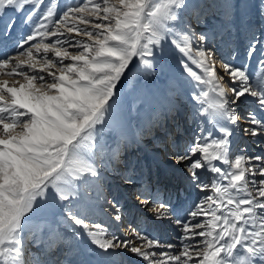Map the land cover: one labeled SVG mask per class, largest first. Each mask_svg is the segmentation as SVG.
I'll use <instances>...</instances> for the list:
<instances>
[{"label": "snow or ice", "instance_id": "6c2138e0", "mask_svg": "<svg viewBox=\"0 0 264 264\" xmlns=\"http://www.w3.org/2000/svg\"><path fill=\"white\" fill-rule=\"evenodd\" d=\"M233 7L0 0V264H61L59 255L63 264H125L126 253L141 264H264V31L225 56L188 22L212 13L224 26ZM259 8L264 17V0ZM168 58L190 78L202 122L169 151L197 199L174 206L151 188L137 196L153 223L175 226L162 242L139 227L118 235L94 216L122 220L100 184L103 165L118 158L103 132L119 118L121 85L133 68L150 76Z\"/></svg>", "mask_w": 264, "mask_h": 264}, {"label": "bare ground", "instance_id": "6f19581e", "mask_svg": "<svg viewBox=\"0 0 264 264\" xmlns=\"http://www.w3.org/2000/svg\"><path fill=\"white\" fill-rule=\"evenodd\" d=\"M251 1L253 0H245V5L242 8L244 9L246 7V4L248 2L250 3ZM255 3L254 9L256 11L257 5ZM242 8L239 7L238 9L236 23L238 26H240L239 30L248 31V33H250V23L256 22V14L251 15L252 17L250 19V23L247 25L246 23H244V13ZM262 24L264 25V19ZM200 25H202V23L199 24V26H195L200 27ZM211 26H208L205 31L197 32H202L208 37L206 42L207 46L211 48L212 46H215L214 49L217 51L218 55H225L228 48L225 46L223 47V45L228 42V39L230 38L224 37L225 39H220L218 44H216L218 35L215 30L220 26L218 27V22L215 21ZM213 26H215V28H213ZM262 30L264 31V27L261 28V30L259 29L258 31L261 32ZM258 31L256 33H258ZM235 38L236 39L233 43L235 46L239 45V48L242 47L241 44L244 45V43H246L241 39V37H238L237 34ZM223 41L225 42L222 45ZM171 60L172 65L178 68L179 66L177 65L176 60ZM193 68L194 70L198 71V69H195L194 66ZM130 73L128 74L130 79H126L124 84L125 86L123 85L122 87L128 92L131 91V94L136 93L139 97L137 99L133 97L120 98L118 107L119 118L115 123H109V125L106 126L110 130V133L113 134V139H111L110 142L105 143L108 149H118L119 144L123 143L124 149H126L129 153L128 156L126 155L124 159H128L129 164L132 163V165L134 166L133 171H135V173L137 174L130 175V168L126 166L123 167L122 163H116L117 168L119 167L120 169L112 167L109 168L111 163L106 162L104 164L105 167L104 169H102L100 184L102 187V182L108 181L107 187L109 188V191L102 189L103 195L107 197V199L111 197L110 200H115L117 202L121 196L122 198H124V200H126L125 202L123 201L124 204L120 206L123 219L121 220V222H116L112 218L110 213L99 210L94 216V220L100 219L101 222L106 221L108 223V226H110V224L112 223L113 225L115 224V228L113 230H109L115 232L118 235H123L124 230L130 227V222L125 223V221H133V219L135 220L137 217L141 218L142 221L143 219L145 220L146 218H148L145 223L143 222V226L141 224V229L143 227L144 230L148 233L149 231L155 233V231L158 229H163L166 232V229L169 228V225H172L170 227H173L172 229L174 233L175 227L169 221L165 220V223H163L164 221L154 223L152 222L151 213L147 210V208L143 207L140 201L137 199L140 191L135 193L132 187L134 184L142 183L141 185H143V189L151 188L153 192L158 191L161 197L166 201L168 200L169 196H171V203L174 206L178 205L179 201H183L187 204L190 200H194L199 194L198 191L194 188H191L190 191L184 192L187 188H189V182H182L184 181V179L182 178V175L184 176L183 167L173 164L169 155V151L175 146L173 144V141L181 145V143H183L184 141L192 139V135L197 134V124L201 123L202 119L196 115L194 102L190 98L192 92V89L189 85L190 78L187 77V80H185L184 78L181 83L178 82L176 84L172 81L168 83L166 80H157L158 76L156 75V73L150 76H145L142 73L137 72L135 73V76L133 74V77L135 79L131 78ZM166 74L169 75L168 72H166ZM178 74H180L179 71ZM133 81H135L136 83L138 82V84H142V86H139V90L134 89L131 85L130 88L129 83ZM143 81H145L146 83ZM122 87L121 89H123ZM165 113L167 115L165 116V122H163L162 118H164ZM168 115L169 120L167 119ZM175 117H182L184 121L185 118L188 119L186 120L185 124H183L184 122L181 123L180 121H176ZM189 119H191L190 122L188 121ZM161 122L162 125H166V130L163 132L159 129V127H161ZM154 128L156 134L150 137L151 134L148 135V133H152ZM140 129L145 131L144 133H147V137L139 134ZM164 132L168 133L170 136L172 135V144L171 147L168 148V150H164V148H158V135H162L166 138V140L168 139V135L164 136ZM248 142L249 141L247 140H241L239 137L235 139V144H238L241 147L245 146ZM150 145L153 146L150 147ZM114 160L116 159H113L111 162L115 163ZM121 169H123L122 172ZM120 172L124 175L126 172V177H131L132 185H126L125 183H123V185L121 186L118 181H114L113 177H115L116 174H118V178H120ZM114 193L115 195L112 197V194ZM177 193H179V195L181 196L176 200L174 199L175 201L172 200L173 195L177 196ZM186 193H188L187 196ZM132 194L134 196L133 198H135L133 204L131 203L133 200V198H131ZM128 207L130 208L128 209ZM149 223H152V227L150 229L147 228V225ZM119 224H122V226L124 225L125 229L122 230L121 228L123 227H119ZM166 224L168 226H166ZM160 226L162 227L160 228ZM137 227H140V224ZM164 231L162 233H164ZM169 233L167 234L169 235ZM66 235L68 237H71V232L68 231ZM157 236L161 237L160 233L157 234ZM126 255L128 260L124 257L126 259L125 264H141L140 260H136V257H134L132 254H125V256ZM68 258L72 259L73 257L69 256ZM63 260L61 264H63Z\"/></svg>", "mask_w": 264, "mask_h": 264}, {"label": "rangeland", "instance_id": "374dc122", "mask_svg": "<svg viewBox=\"0 0 264 264\" xmlns=\"http://www.w3.org/2000/svg\"><path fill=\"white\" fill-rule=\"evenodd\" d=\"M62 2L63 3H67V2H70V0H62ZM256 2V3H255ZM231 3L233 4V9H232V13H231V20L229 21V22H227L226 23V25L225 26H220L219 24H218V29H216L215 31H216V33H217V43L216 44H218V42H219V40L220 39H225L224 37H227V38H230V39H228V42H226L225 44H224V42L225 41H223V43H222V45H223V47L225 46V47H227L228 48V50H227V53H228V51H229V49L230 48H236V47H238L237 45L235 46L234 45V41H235V37H236V34L238 35V37H241V39L242 40H244L246 43H244V45H242L241 44V46L243 47V46H245L246 44H247V38H248V36H249V34L251 33V32H257L259 29L261 30V28H263L264 27V25L262 24V22H263V19H264V17H262L261 15H260V8H259V5H260V0H253V1H251L250 3L248 2L247 4H246V7L243 9L242 7H244V5H245V0H231ZM254 3L257 5V9H256V11H255V9H254ZM240 8H242L243 9V13H244V23H246L247 25L250 23V19H251V15H254V14H256V22L255 23H250V27H251V30H250V33H248V31H241V30H239V28H240V26H238L237 25V23H236V21H237V16H238V9H239V7ZM235 16H236V18H235ZM215 21V22H218V17L216 16V15H214V14H212V13H210L209 15H208V17H207V23H202V25H200V27H196L195 25H198L199 26V24H197L196 23V21L194 20V18L193 19H191L190 21H188L189 23H191V25H192V27H193V29L197 32V31H205L206 29H207V27L208 26H211L212 24H213V22ZM230 25V26H229ZM24 26L21 24L20 25V28L22 29ZM212 27V26H211ZM229 27V28H228ZM263 31V30H262ZM234 33H235V35H234ZM257 34V36H259V34H260V31H258V33H256ZM214 47L215 46H212V48L214 49ZM242 47L240 48V50H242ZM227 53L225 54V56H227ZM218 54V53H217ZM257 55H258V53H257ZM229 59H230V57H228ZM171 58H168L167 60H165V61H160L159 63L160 64H162L163 65V70H160L159 68H158V71H157V73H156V75L158 76V78H157V80H159V81H163V80H166L168 83L170 82V81H172V82H174V83H181L182 82V80L185 78V80H187V75L186 74H183L182 73V69H180L179 67L177 68V67H174L173 65H172V63H171ZM239 61H237V63H238ZM253 66H255V64H254V61H252V62H250ZM174 68V69H171V68ZM135 70V71H134ZM178 71L180 72V74H178ZM138 71L135 69V68H133V71L130 73V76H131V78L132 79H135L134 77H133V74H134V76H135V73H137ZM166 72H168V74L169 75H167L166 74ZM143 82H145V81H143ZM146 83V82H145ZM125 84V81H124V83L121 85V87L123 86ZM132 86L134 89H136V90H139L140 89V87L139 86H142V84H138V82L136 83L135 81H133V82H130L129 83V86ZM166 85V84H165ZM125 86V85H124ZM131 86H130V88H131ZM123 88V87H122ZM124 90V91H123ZM122 97H130V98H135V99H137L139 96L136 94V93H132L131 94V91L130 92H128L127 90H125L124 88L123 89H120V98H122ZM167 114L165 113V115H164V118H162V120H163V122H165V116H166ZM181 116H182V114H181ZM167 119L169 120V115L167 116ZM188 118H185V121L183 120V118L182 117H175V120L176 121H180L181 123H183V124H185V122H186V120H187ZM189 122L191 121V119H189L188 120ZM179 123V122H178ZM181 123H180V125H181ZM159 126V125H158ZM161 127H159V129H160V131H165L166 129H165V124H163L162 125V122H161V125H160ZM144 127V126H143ZM142 127V128H143ZM141 128V129H142ZM140 129V131H139V134L140 135H142V136H146L147 137V133H144L145 131H143V130H141ZM155 131V128L153 129V131H152V133L151 132H149L148 133V135L149 134H151L150 135V137L152 136V135H155L156 134V131ZM164 136H167L168 135V139L166 140V138L165 137H163L162 135H158V148H164V150H168V148H170L171 147V144H172V135L170 136L168 133H165L164 132ZM195 136V134H193L192 135V138ZM103 138H104V141L105 142H110L111 141V139H113V134L112 133H110V130L107 128V127H105V129H104V132H103ZM191 140V139H190ZM189 141V140H188ZM188 141H184L183 143H181V147L186 143V142H188ZM243 145H244V143H243ZM247 146H248V150L249 151H255L256 149L255 148H253L252 146H251V144H250V142H248L247 144H246ZM153 146V145H152ZM151 145H150V147H152ZM165 146V147H164ZM242 147H244V146H242ZM111 150V149H110ZM118 158H116V160H114V162L115 163H113V162H111V164H110V167L109 168H117V165H116V163H122V166L124 167V166H126V167H129L130 168V175L131 174H133V175H136L137 173H135V171H133V169H134V166L132 165V163L131 164H129L128 162H129V160L127 159V160H125L124 158L126 157V155L128 156V151L126 150V149H124V145H123V143H120L119 144V146H118ZM124 156V157H123ZM123 157V158H122ZM124 162H125V164H124ZM127 163V164H126ZM128 165V166H127ZM130 165V166H129ZM104 167H105V165H103V168L102 169H104ZM117 169H120L119 167L117 168ZM123 171V169H121V172ZM119 173L120 175H119V177L120 178H118V174H116L115 175V177H113V179H114V181H118V183H120L121 184V186L123 185V183H124V177H126V172H125V175L124 174H122V173ZM110 173V172H109ZM122 174V175H121ZM132 175V176H133ZM122 176V177H121ZM118 178V179H117ZM131 178V177H130ZM162 178H163V176H162ZM182 178L184 179V181H182L183 183H185V182H188L185 178H184V176L182 175ZM155 179V178H154ZM164 181V180H163ZM107 184H108V181H105V182H102V189L103 190H108L109 191V188L107 187ZM142 183H140V184H134L133 185V187H132V189H134V192L135 193H137L138 191H142L143 190V185H141ZM137 190V191H136ZM191 190V187H189V188H187L184 192H187V191H190ZM185 194V193H184ZM115 195V193L114 194H112V197ZM188 195V193H186V196ZM199 195V194H198ZM198 195L196 196V198L194 199V200H196L197 199V197H198ZM108 196V195H107ZM175 195H173V197H172V200H176L177 199V196H175ZM181 195H179V197H180ZM134 196H133V194L131 195V198H133ZM111 198V197H110ZM110 198H109V200H110ZM120 200V201H119ZM135 200V198H133V200H132V202H131V200H130V202L133 204V201ZM174 200V201H175ZM194 200H188L189 202H191V201H194ZM126 201V200H124V198H122V196L120 197V199H118V204H119V206H122L123 204H124V202ZM121 203V204H120ZM130 207H128V209H129ZM148 210V209H147ZM122 219H123V217H122ZM141 220V221H140ZM148 220V218H146L145 220L143 219V221H142V219L141 218H139V217H137L135 220L133 219V221H125V223H129L130 222V226H132L133 228H136L137 226H139V224H140V227L139 228H141V224H142V226H143V224L146 222ZM96 221H98V222H101V220L100 219H96ZM121 222V221H120ZM137 222V223H136ZM142 222V223H141ZM144 222V223H143ZM107 227H108V229H114L115 228V224L113 225V223L112 224H110V226H108V223L106 222V221H104L103 222ZM123 223V222H122ZM148 223V222H147ZM163 223H165V221L163 222ZM167 223V222H166ZM133 224V225H132ZM119 227H123V228H121L122 230L123 229H125V226L123 225L122 226V224H119L118 225ZM166 226H168L167 224H166ZM170 226H172V225H169L168 227L169 228H167L166 229V232L164 231V233H162L163 231L162 230H156L155 231V233H152L151 231H149V235H151V236H153V237H155V238H157V239H160L162 242H168V241H170L171 239H172V237L175 235V232L173 233V227L171 228ZM162 226H160V228H161ZM175 227V226H174ZM142 229L144 230V228L142 227ZM109 231H111V230H109ZM169 231H170V233H169ZM160 233V236L161 237H159V236H157V234H159ZM167 233H169V235L167 234ZM166 234V235H165ZM163 237V238H162ZM127 254V253H126ZM57 258H59L60 260H61V262H62V260H63V255H59L58 257L57 256H54L53 257V259H57ZM125 258H127V255L125 256ZM124 258V260L126 261V259ZM127 260H128V258H127ZM136 260H139V258H137L136 257Z\"/></svg>", "mask_w": 264, "mask_h": 264}]
</instances>
